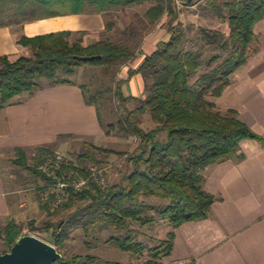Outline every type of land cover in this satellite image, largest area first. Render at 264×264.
<instances>
[{
  "label": "trees",
  "instance_id": "obj_1",
  "mask_svg": "<svg viewBox=\"0 0 264 264\" xmlns=\"http://www.w3.org/2000/svg\"><path fill=\"white\" fill-rule=\"evenodd\" d=\"M178 1L183 2L186 9L197 8L207 19H218L227 25V31L194 23L186 25L182 20L184 10ZM145 4H151L146 12L150 26H156L165 16L169 18L170 38L158 42L155 51L145 57L137 70L131 71V76L140 74L144 80L142 98L126 97L122 90L125 81L120 78V72L139 56L138 50L129 44L100 40L86 45V32L64 31L23 36L18 44L30 49L31 56L0 57V110L18 104L21 96L32 97L46 87L75 85L72 77L79 68L99 67L111 85L97 94H91L86 85H81L86 103L96 107L101 122L102 96H111L125 111L117 124L108 126L107 134L116 131L140 142L136 154L129 158L131 171L121 183L106 188L94 183L82 192L69 191L55 216L75 204L82 207L68 220L45 222L51 241L36 234L62 254L63 258L55 264L101 262L96 255L63 252L75 221L86 218L83 226L87 236L97 228L125 232V235L110 237L108 243L140 257L148 248L138 240L133 224L144 228L154 224L156 217L168 221L173 230L158 246L149 249L150 258L143 264H163V259L172 255L175 230L186 223L208 219L218 200L205 189L206 169L237 155L245 139L262 140L240 120L238 112L220 111L215 100L232 85L234 76L259 50L255 29L264 21V0H0V28H16L70 14L109 15L115 9ZM114 27L112 21L106 24L108 32ZM191 29H196V40L190 37ZM94 56L100 59L82 60ZM42 80L47 81L46 85ZM132 101L138 106L128 111L126 106ZM148 114L153 123L149 127ZM166 132L168 140H163ZM91 147L101 153L115 154L111 149ZM38 151L37 162L30 166L26 151L16 148L14 163L41 179L45 191L53 180L43 171L44 158L55 152L51 148ZM77 160L86 166H78L71 160L65 168L88 174L91 168L100 169L107 163L91 151L77 155ZM152 198L167 204L154 206L145 201ZM43 209L47 211L48 205H43ZM150 212L157 216H149ZM35 226L32 222L28 228L36 233ZM25 229L15 221L1 228L0 238L5 250L0 254L9 252Z\"/></svg>",
  "mask_w": 264,
  "mask_h": 264
},
{
  "label": "crops",
  "instance_id": "obj_2",
  "mask_svg": "<svg viewBox=\"0 0 264 264\" xmlns=\"http://www.w3.org/2000/svg\"><path fill=\"white\" fill-rule=\"evenodd\" d=\"M104 15L70 14L41 20L22 26V33L17 29L20 27L0 28V57L18 58L28 53V48L18 44L23 36L102 31ZM255 32L258 52L215 101L224 113L238 112L240 120L262 140L245 139L237 155L206 169L205 189L218 200L208 219L175 230L172 255L164 258L163 264H264V21ZM160 41L151 40L144 46L152 47L150 52L141 53L122 68L120 78L125 81L122 90L126 97L142 98V76L130 74ZM98 136H104L98 111L86 103L77 84L46 87L0 110V229L9 221L28 226L45 218L38 193L29 188L31 183L38 185L36 181H25L9 171L17 157L16 148L33 156L39 148L54 151L67 147L69 139L93 141Z\"/></svg>",
  "mask_w": 264,
  "mask_h": 264
},
{
  "label": "rangeland",
  "instance_id": "obj_3",
  "mask_svg": "<svg viewBox=\"0 0 264 264\" xmlns=\"http://www.w3.org/2000/svg\"><path fill=\"white\" fill-rule=\"evenodd\" d=\"M178 4L180 7H183L184 16L182 17V20H184L186 25L194 23L195 25H204L206 27H212L222 31H227V25L220 22L218 19H207L202 15L203 13L201 11H196L197 8L192 7L186 9L183 6V2L181 1H178ZM150 7L151 4H145L142 6L113 10L109 15H104V29L99 32L86 33L84 37V43L86 45H90L100 40H108L114 43L129 44L138 50L139 55L141 53L150 52V50H152V47H150V49H147V47L144 46H146L147 43H152L151 40H153V42L161 39L163 41H168L170 38V35L168 33L169 18L167 16L162 18V20L159 21L156 26L149 25V22L146 18V12ZM195 11L197 12L196 15L194 14ZM110 21L115 23V27L112 32H108L106 30V24ZM17 29H19V32L21 33L24 31L22 26ZM190 33V37L196 40V29H191ZM26 50V52L28 53L23 52L21 56H31L32 53L30 49ZM72 80L77 85H86L91 91V94H97L100 91H105L111 85L109 78L104 77L103 71L99 67L87 66L79 68L76 74L72 77ZM42 83L46 85L47 81L42 80ZM144 88L145 84L144 80H142L141 89L143 90V92ZM26 97L27 95H23L20 97V99L24 100ZM137 106L138 103L132 101L127 104L126 109H128V111H132ZM123 111L125 110L122 107H119L111 96L107 94L103 95L100 104V124L104 130V136H98L93 141L82 139H69L66 141L68 143L67 147L59 149L56 148L54 150L55 154L59 155L60 157H63L69 162L71 160H75L76 164L79 166L81 165V163L77 160V155L91 151L95 153L99 160L107 162L105 163L104 167L100 169H106L105 176L108 185L121 183L123 181L124 176L131 171L129 158L133 154H136V152L138 151L137 148L140 143L137 138L133 136L120 135L116 131H114V133L112 132L110 135L107 134L108 126L110 124H117L119 119L121 118ZM146 120L148 127L153 125L149 114L146 115ZM162 139L168 140L167 132L162 135ZM91 146L111 149L115 151V154L109 155L106 153H101L99 151H96ZM37 155L38 153H35L33 156L32 154L28 156V164L30 166H34V164L37 162ZM15 160H17V157L15 158ZM15 160H13V163L10 164L9 171L14 174L17 173L19 176H22L25 181H29V179L32 181L35 180L38 185L34 186V184H30L28 182L26 183V185L30 184L29 188L33 187V189L36 190L40 197V194L43 192V189L42 187L39 188V186H43L44 182H42L40 179L34 178V176L30 177L31 174L29 173V171L23 169L18 164H15ZM87 165L92 166L89 163ZM6 168L7 167H5V169ZM21 186L24 185L22 184ZM40 201L42 203L41 198ZM145 201L148 204L154 206L167 204L166 202H162L154 198L145 199ZM80 207H82V205L75 204L69 209L63 210L58 216H55L56 212L54 214H50L45 211V218H41L38 221H35V228H38V232H31V230H29L28 228V225L25 226L26 229L23 235L32 234L37 236L36 234H39L47 241H51V233L46 231L44 225L45 222H47L48 220H51L53 222H57L60 219L68 220V218L75 214ZM155 215L156 213L154 212L149 213V216ZM84 221H86V218H84L83 221L80 222L75 221L71 232L70 240L67 243L66 248L63 249V252L69 255H96L101 258V262L98 264H106V262H115L122 264H143L150 258L149 249L158 246L159 241L166 239L168 234L173 230L168 221L162 220L158 217H156V222L154 224L144 228L141 227L139 224L134 223L133 227L138 232V240L144 243L148 248L144 255L136 257L129 253L123 252L114 245L108 243L110 237L125 235V232L119 233L114 229L104 230L101 228H97L94 232L91 231L90 235L87 236L85 234V229L83 226ZM4 250L5 245L0 238V253H2Z\"/></svg>",
  "mask_w": 264,
  "mask_h": 264
},
{
  "label": "built area",
  "instance_id": "obj_4",
  "mask_svg": "<svg viewBox=\"0 0 264 264\" xmlns=\"http://www.w3.org/2000/svg\"><path fill=\"white\" fill-rule=\"evenodd\" d=\"M44 161L43 171L53 180L50 187L40 194L42 204L48 205L47 213L54 214L60 210L69 191L82 192L90 189L94 183L102 188L108 186L106 169L91 168L88 174H82L79 169H66L70 162L57 154L45 157Z\"/></svg>",
  "mask_w": 264,
  "mask_h": 264
},
{
  "label": "water",
  "instance_id": "obj_5",
  "mask_svg": "<svg viewBox=\"0 0 264 264\" xmlns=\"http://www.w3.org/2000/svg\"><path fill=\"white\" fill-rule=\"evenodd\" d=\"M100 59V56L84 57L83 61ZM63 258L51 243L28 234L22 235L9 252L0 254V264H55Z\"/></svg>",
  "mask_w": 264,
  "mask_h": 264
}]
</instances>
